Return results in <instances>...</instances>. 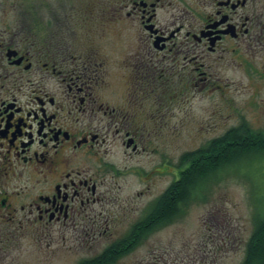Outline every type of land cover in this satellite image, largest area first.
Wrapping results in <instances>:
<instances>
[{
    "label": "flooded vegetation",
    "instance_id": "obj_1",
    "mask_svg": "<svg viewBox=\"0 0 264 264\" xmlns=\"http://www.w3.org/2000/svg\"><path fill=\"white\" fill-rule=\"evenodd\" d=\"M0 6L17 13L0 16V264H11L24 238L47 251L59 231L95 229L91 209L105 202L106 183L110 191L135 177L146 197L156 174L175 181L180 163L135 166V156L154 151L147 120L164 128L162 103L184 102L197 88L225 98L233 82L264 87V0Z\"/></svg>",
    "mask_w": 264,
    "mask_h": 264
},
{
    "label": "rangeland",
    "instance_id": "obj_2",
    "mask_svg": "<svg viewBox=\"0 0 264 264\" xmlns=\"http://www.w3.org/2000/svg\"><path fill=\"white\" fill-rule=\"evenodd\" d=\"M5 7L0 6V16L17 14L11 7L4 13ZM221 76L233 78L229 71ZM232 84L225 98L220 91L197 88V93L189 91L184 102L162 103V110L169 111L164 114V128L159 132L160 123L153 125L147 120V126H152L149 142L154 151L135 156V166L145 165L149 171L151 164L161 166L167 160L171 168L177 167L183 154L201 148L243 121L251 128L264 129V87L259 86L258 92L250 85ZM110 101L113 103L112 98ZM118 147L113 149L114 157L123 164V150ZM172 180L171 174H156L153 194L146 197L138 195L145 186L135 177L119 179L110 191L106 183L105 202L91 209V217L99 220L95 229L59 231L56 244L47 251H38L24 238L11 256V264H79L99 256L114 239L129 232ZM256 201L264 204V153L246 157L222 172L207 189L204 200L192 201L175 224L155 232L117 264H241L254 229Z\"/></svg>",
    "mask_w": 264,
    "mask_h": 264
},
{
    "label": "trees",
    "instance_id": "obj_3",
    "mask_svg": "<svg viewBox=\"0 0 264 264\" xmlns=\"http://www.w3.org/2000/svg\"><path fill=\"white\" fill-rule=\"evenodd\" d=\"M263 153L264 130H253L243 121L201 148L183 154L180 164L184 167L179 177L154 201L141 222L99 256L79 264H117L155 232L175 224L192 201L204 200L207 189L219 180L222 172L246 157ZM255 206L254 229L241 264H264V204L256 201Z\"/></svg>",
    "mask_w": 264,
    "mask_h": 264
}]
</instances>
